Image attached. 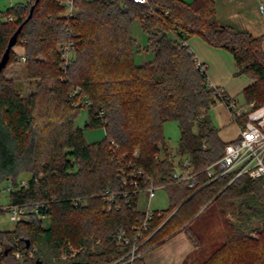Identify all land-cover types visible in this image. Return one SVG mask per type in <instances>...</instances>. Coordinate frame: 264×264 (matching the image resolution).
Segmentation results:
<instances>
[{
  "label": "trees",
  "instance_id": "obj_1",
  "mask_svg": "<svg viewBox=\"0 0 264 264\" xmlns=\"http://www.w3.org/2000/svg\"><path fill=\"white\" fill-rule=\"evenodd\" d=\"M58 1L23 0L0 11L12 18L0 17L1 59L34 5L16 44L23 48L26 77L38 80L23 93L17 78L5 76L19 59L15 44L0 71V196L7 190L9 204L25 206L26 213L12 229L0 230V264H109L121 256L117 231L132 234L144 218L128 185L133 169L140 171L139 190L151 180L168 195V207L152 211L150 249L179 231L199 246L191 224L202 208L214 205L224 240L198 264H264V186L246 174L230 183L231 176L211 180L207 174L206 166L229 142L207 110L225 96L209 83L206 68L196 66L186 43L196 35L228 51L235 73L252 79L240 91L243 102L260 106L262 36L218 23L215 0H73V15ZM135 20L146 35L142 50L152 54L139 63ZM67 41L74 54L63 67L59 47ZM73 96L89 101L84 128L103 127V139L86 142L83 128L74 125L82 105H72ZM170 120L179 128L176 155L192 165L193 186L172 177L174 154L163 134ZM106 191L114 193L117 208L107 209ZM16 250L22 257H15Z\"/></svg>",
  "mask_w": 264,
  "mask_h": 264
},
{
  "label": "built area",
  "instance_id": "obj_2",
  "mask_svg": "<svg viewBox=\"0 0 264 264\" xmlns=\"http://www.w3.org/2000/svg\"><path fill=\"white\" fill-rule=\"evenodd\" d=\"M143 2L146 0H136ZM60 5L64 8V13L73 15L75 13V6L73 0H59ZM11 20L12 18L9 17ZM61 59L64 66L70 62L71 52H74V45L72 41L62 43L60 46ZM196 66L204 70L206 65L196 60ZM219 93L225 96L222 101L226 104L230 111L231 119L238 125V135L235 139L227 142L223 148L222 156L212 164L206 166V172L211 177V180L219 176H231L228 183L234 178L246 174L251 178H258L262 181L264 186V104L255 106L254 102L245 103L238 102L228 97L222 90L218 89ZM89 103L88 100H86ZM245 118L243 123L238 120ZM134 155L137 152L134 151ZM174 171L172 177L177 181H185L189 186H193L196 182L195 174L192 172V165L188 157L180 158L174 156ZM217 167V171L213 167ZM140 171L131 170L128 174V185L132 188V193L136 194L139 198L140 193H144L147 197L146 211H144V218L139 226H134L135 230L132 234H128L126 229L121 228L117 231L116 240L123 248V254L118 258L112 260L109 264H134L143 254L148 252L151 246H146V243L151 235L147 234L150 227V220L152 218V211L149 210L150 198L153 194L155 186L150 180V185L143 190L138 189V178ZM126 183V177L123 180ZM227 183V184H228ZM23 184V182H22ZM8 189V187H7ZM123 191V195H126ZM104 198L111 203H108L107 209L111 207H118L115 202V195L106 191ZM76 203L79 199L75 200ZM6 212L8 218L14 223L22 220L25 217L26 207L19 204L2 205L0 203V214ZM0 244V249H1ZM35 248L30 249L27 254L29 257L34 255ZM16 258L22 257L20 250L14 251Z\"/></svg>",
  "mask_w": 264,
  "mask_h": 264
},
{
  "label": "rangeland",
  "instance_id": "obj_3",
  "mask_svg": "<svg viewBox=\"0 0 264 264\" xmlns=\"http://www.w3.org/2000/svg\"><path fill=\"white\" fill-rule=\"evenodd\" d=\"M20 1L23 0H0V11L3 12L6 10L7 7H10L14 3ZM262 2H264V0H262ZM0 17H2L4 20L9 19L7 15H5L4 13H0ZM132 35L135 38L137 45L141 48V50L134 55L135 61L139 63L145 60L146 61L150 60L152 58V54L145 51L143 52L142 50V47L146 44V35L141 31L139 22L137 20H135L132 24ZM13 49L15 52H17L19 59L11 62L5 68L4 74L7 77L17 78L16 80L18 84H20V87L24 93L29 89H33L36 86L38 80L29 79L26 77L25 59L22 55L23 53L22 46L20 44H16L13 47ZM73 54L74 53L71 52L69 56L72 57ZM62 66L64 67L63 61H62ZM235 77L239 79L238 76ZM77 91L78 88H74L72 90V94L75 95ZM239 97H240L239 99H242L241 95H239ZM73 100L74 101L72 105H76L80 103L79 97L78 98L74 97ZM87 104L88 103L86 102V100H84V103H80V105H82V108H80V111L74 120V125L76 127L83 128L84 138L86 142L99 141L104 137L103 127L98 126L93 128H84L87 119V110H86ZM36 114H37V119L38 117L40 119L38 110ZM207 114L209 115L212 123L215 126H217V128L219 129L220 128L222 129L223 127L229 125L231 120L230 111L228 107L225 104H223L221 100H217L215 103L211 104L207 110ZM163 134L167 146H169L170 150L175 156V159H177L176 150L178 148V138H179V128L177 122L175 120H170L165 122L163 125ZM213 170L217 171V167L216 166L213 167ZM2 186L4 188L5 186H7V183H3ZM0 203L2 205H6L9 203L7 190L5 189H2L1 191ZM146 205H147V197L145 196L144 193H140L138 198V208L142 211H146ZM167 207H168V195L165 187L155 186L153 194L150 198L149 207H148L149 210L150 211L162 210V209H166ZM200 211H199L200 214L195 218V220L191 224L192 230L200 238V245L198 246V250L199 249L201 250L200 252L198 251L196 253H191L189 255V259L194 260V264H198L202 260H204L211 252L217 249L223 243L224 240L222 226L214 205H210L205 209L202 208ZM14 224H15L14 221L8 218V214L6 212L0 214V230L12 229L14 227ZM74 251L76 250L74 249L73 252L70 253V255H73ZM70 255L68 256V254L67 255L61 254L60 257L62 259H68Z\"/></svg>",
  "mask_w": 264,
  "mask_h": 264
},
{
  "label": "crops",
  "instance_id": "obj_4",
  "mask_svg": "<svg viewBox=\"0 0 264 264\" xmlns=\"http://www.w3.org/2000/svg\"><path fill=\"white\" fill-rule=\"evenodd\" d=\"M215 1V20L236 30L247 31L254 36H262L264 51V2L262 0ZM186 43L195 54L196 59L206 65L209 83L222 90L231 99L243 102V99H239L240 91L251 83L252 79L246 75L235 73L236 64L232 55L225 49L210 46L196 36L188 38ZM235 76H238L239 79ZM223 104L225 103L223 102ZM217 129L225 141L235 139L239 131L238 125L232 119L229 125ZM198 251H201L198 250V246H194L186 234L179 231L143 254L134 264H194V260L189 259V255Z\"/></svg>",
  "mask_w": 264,
  "mask_h": 264
},
{
  "label": "water",
  "instance_id": "obj_5",
  "mask_svg": "<svg viewBox=\"0 0 264 264\" xmlns=\"http://www.w3.org/2000/svg\"><path fill=\"white\" fill-rule=\"evenodd\" d=\"M35 1H38V0H35ZM33 9H34V5L31 6L30 8V11H29V14L28 16L26 17V19L19 24V26L17 27V29L12 33V35L10 36L9 40H8V43H7V46H6V49L5 51L3 52V55L0 59V71L5 67L8 59H9V53H10V50L11 48L16 44L17 42V37H18V34L20 33L24 23L29 19L31 18L32 14H33ZM37 262L40 263V260L37 259Z\"/></svg>",
  "mask_w": 264,
  "mask_h": 264
}]
</instances>
